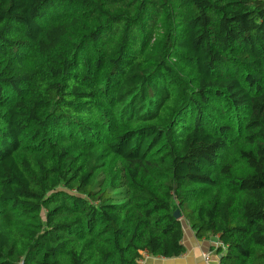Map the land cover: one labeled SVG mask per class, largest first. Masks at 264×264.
Wrapping results in <instances>:
<instances>
[{
    "label": "trees",
    "instance_id": "obj_1",
    "mask_svg": "<svg viewBox=\"0 0 264 264\" xmlns=\"http://www.w3.org/2000/svg\"><path fill=\"white\" fill-rule=\"evenodd\" d=\"M177 209L264 264V0H0V264L179 257Z\"/></svg>",
    "mask_w": 264,
    "mask_h": 264
},
{
    "label": "crops",
    "instance_id": "obj_2",
    "mask_svg": "<svg viewBox=\"0 0 264 264\" xmlns=\"http://www.w3.org/2000/svg\"><path fill=\"white\" fill-rule=\"evenodd\" d=\"M183 230V242L186 252L174 258L147 257L149 264H203V253L209 250L213 251L214 264H219V255L213 250V247L218 243L217 237L212 236L208 239H198L189 225L183 226Z\"/></svg>",
    "mask_w": 264,
    "mask_h": 264
},
{
    "label": "built area",
    "instance_id": "obj_3",
    "mask_svg": "<svg viewBox=\"0 0 264 264\" xmlns=\"http://www.w3.org/2000/svg\"><path fill=\"white\" fill-rule=\"evenodd\" d=\"M203 264H214V258L211 251H205L202 256Z\"/></svg>",
    "mask_w": 264,
    "mask_h": 264
},
{
    "label": "water",
    "instance_id": "obj_4",
    "mask_svg": "<svg viewBox=\"0 0 264 264\" xmlns=\"http://www.w3.org/2000/svg\"><path fill=\"white\" fill-rule=\"evenodd\" d=\"M174 217L176 219H182V213L179 209H177L175 212H174Z\"/></svg>",
    "mask_w": 264,
    "mask_h": 264
},
{
    "label": "rangeland",
    "instance_id": "obj_5",
    "mask_svg": "<svg viewBox=\"0 0 264 264\" xmlns=\"http://www.w3.org/2000/svg\"><path fill=\"white\" fill-rule=\"evenodd\" d=\"M182 223H183V226H184V227L188 226L187 222H186L184 219H182ZM148 258H150V257H148ZM148 258H146V259L143 261V264H149V262H148ZM149 260H150V259H149Z\"/></svg>",
    "mask_w": 264,
    "mask_h": 264
}]
</instances>
